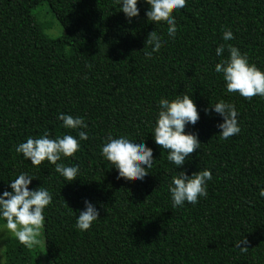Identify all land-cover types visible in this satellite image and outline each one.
<instances>
[{
    "label": "trees",
    "instance_id": "1",
    "mask_svg": "<svg viewBox=\"0 0 264 264\" xmlns=\"http://www.w3.org/2000/svg\"><path fill=\"white\" fill-rule=\"evenodd\" d=\"M47 2L64 29L46 36L32 9ZM129 21L113 0H0V192L20 172L36 176L30 189L52 194L44 209L49 264H264V98L226 93L215 49L231 44L264 70V0H186L173 10L177 32L147 20L148 5ZM231 29L234 38L222 39ZM151 30L166 41L145 58ZM227 48L223 56H227ZM190 93L200 119L186 125L201 142L180 168L151 136L161 97ZM223 99L235 105L239 134L220 139L218 114L203 109ZM80 116L88 139L66 165L79 175L66 182L45 160L33 166L15 146L45 130L54 138L77 136L57 119ZM83 130V129H82ZM108 132L143 139L153 166L143 180L117 179L100 155ZM211 171L207 196L172 207L168 184L177 171ZM87 198L99 218L86 231L75 227ZM0 224L3 221L0 220ZM248 241L246 252L235 242ZM4 264H31V249L5 242Z\"/></svg>",
    "mask_w": 264,
    "mask_h": 264
},
{
    "label": "clouds",
    "instance_id": "2",
    "mask_svg": "<svg viewBox=\"0 0 264 264\" xmlns=\"http://www.w3.org/2000/svg\"><path fill=\"white\" fill-rule=\"evenodd\" d=\"M123 12L126 19L139 15L138 0H113ZM148 5L145 16L153 23L165 22L168 38H175L177 32L176 19L173 10L185 6L186 0H143ZM234 38L231 29L222 32V39L230 41ZM164 37L156 31L148 32L144 46L145 58H150L153 52L159 51L165 43ZM227 48L228 55L223 53ZM215 53L220 60L214 65V71L221 74L226 93L236 92L244 98L260 96L264 98V70L250 63L247 55L234 45L220 44ZM218 114L222 119L216 124L220 139L239 134L238 112L234 104L219 99L203 109ZM66 129L77 130V136L63 134L54 138L45 130L38 137L28 136L25 141L15 146V152L30 161L33 166H39L47 160L54 165V170L66 182L78 177L79 165H66L61 157H71L80 148L79 141L88 139L87 124L80 116H72L63 112L57 115ZM200 119L196 104L190 93H179L175 96L161 97L154 120L151 122V136L155 144L167 152L166 159L176 168H180L194 150L199 149L201 142L194 132H186V125H195ZM83 129V130H82ZM100 155L115 168L117 179L143 180L149 173L147 169L153 166L152 149L146 146L143 139H137L127 134L114 136L108 132L100 146ZM36 176L20 172L8 182L10 190L0 192V220L3 225L0 230L14 236L20 244L32 249L39 244L38 237L44 223V209L52 202V194L46 187L38 186L30 189L28 185ZM212 179L211 171L200 169L188 175L183 170L177 171L168 184L172 207H182L187 202L196 204L198 198L207 196V183ZM259 196L264 198V187L259 189ZM99 209L87 198L83 200L82 210L77 211L75 227L80 231L88 230L99 218ZM248 241L240 238L235 247L246 252ZM0 264L4 259L0 257Z\"/></svg>",
    "mask_w": 264,
    "mask_h": 264
},
{
    "label": "rangeland",
    "instance_id": "3",
    "mask_svg": "<svg viewBox=\"0 0 264 264\" xmlns=\"http://www.w3.org/2000/svg\"><path fill=\"white\" fill-rule=\"evenodd\" d=\"M32 15L34 16L39 26L43 29V32L46 36L50 38H57L64 34V29L62 25L58 22L56 17L50 11L47 2H42L38 6L34 7L32 9ZM2 225L3 224H0V226ZM12 237L14 236L8 234L6 230H0V257L4 259V262L5 242L7 239ZM38 240L39 244L31 249V252L34 256V259L31 264H49L50 258L47 256L46 253L43 226L40 230Z\"/></svg>",
    "mask_w": 264,
    "mask_h": 264
}]
</instances>
